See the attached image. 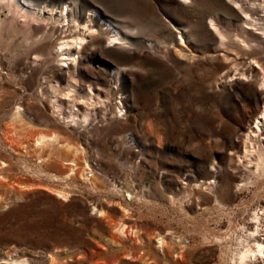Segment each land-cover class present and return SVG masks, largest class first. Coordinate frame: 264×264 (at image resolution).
<instances>
[{
    "label": "rangeland",
    "instance_id": "1",
    "mask_svg": "<svg viewBox=\"0 0 264 264\" xmlns=\"http://www.w3.org/2000/svg\"><path fill=\"white\" fill-rule=\"evenodd\" d=\"M263 28L264 0H0V264H241L264 207L238 158ZM71 82L96 105L64 99Z\"/></svg>",
    "mask_w": 264,
    "mask_h": 264
},
{
    "label": "bare ground",
    "instance_id": "2",
    "mask_svg": "<svg viewBox=\"0 0 264 264\" xmlns=\"http://www.w3.org/2000/svg\"><path fill=\"white\" fill-rule=\"evenodd\" d=\"M243 9V8H242ZM245 15H243V18H244V21L245 22H249L248 20L251 19V16L249 13L244 12ZM257 20V19H256ZM252 21V20H251ZM212 22V21H211ZM256 21H254V24H255ZM214 24V22H212ZM253 23V22H252ZM212 24V25H213ZM251 25V24H250ZM246 27L248 28L249 25L246 24ZM214 28H215V31L218 33L220 39L223 38L224 34L221 32V30L219 31L218 27H216L214 25ZM264 29V28H263ZM226 36V35H225ZM82 37L80 36H77L76 38H74L73 40H68L66 42H63V45L60 47V49H58V51H68L70 50L73 46H77V47H80L81 46V43H82ZM226 39V38H225ZM118 40V37L114 38L113 39V43L116 42ZM242 40V39H241ZM84 41V39H83ZM223 42V41H222ZM241 42V41H240ZM242 43H244L242 41ZM82 47V46H81ZM191 56V55H189ZM188 56V57H189ZM75 58V56L73 58H71V60H73ZM77 58V57H76ZM65 61V60H63ZM254 70H257L259 71L258 69H256V66L253 67ZM246 72H242L240 77L239 78H244V79H248V78H245L246 77ZM251 73V72H250ZM255 73V72H254ZM257 73V72H256ZM255 73V74H256ZM252 74V73H251ZM250 75V74H249ZM260 87H258V89L261 90V94H262V102L264 103V72L263 71H260ZM258 76V75H257ZM249 77V76H248ZM255 77V75H254ZM259 78V76H258ZM240 80V79H239ZM57 87V86H56ZM55 85H53V91L55 92L56 89L57 91L58 90V87L56 88ZM60 92V91H59ZM57 92V93H59ZM64 92H65V97L64 99H76V101L78 103H87V104H91V105H96V102H93V94H95V92H90L91 93V97H90V100L87 101L84 96L78 92V90L76 91V85L71 82L66 89H64ZM104 100V99H103ZM52 104L55 106V108L57 109V111L61 114L62 111L61 109L64 108V103L63 101H61L60 99H55ZM98 104V103H97ZM77 104H75L73 106V108L75 109H79L80 108L76 106ZM21 108L18 106L15 108V112L14 114L18 117V114H20L21 112ZM56 112V111H55ZM71 117L68 118V117ZM64 118H67L68 120V123L74 121L78 123V120L77 118H75V116H73L72 114L69 115V116H66L64 115ZM87 119V118H86ZM253 126L250 127V130L247 132V134L244 136V140L242 142V150L241 152L239 153L238 155V158L239 160H242L243 159V162L245 160V162L247 163L246 165L249 167V169L257 174V173H262L264 174V104L263 106H261V109H260V112L259 114L256 116V119H255V123L252 124ZM35 144L37 147H42L43 146L45 147V145H55V146H63V147H68L69 149H72L74 152H78V151H82L81 148L77 147V146H74L73 144L69 143V142H62L60 140V137L57 133H54V134H46V133H41L37 140L35 141ZM86 167L89 166V162L86 160ZM86 169V168H85ZM74 170V168H71V171L72 172ZM263 171V172H262ZM74 173V172H73ZM85 173V172H84ZM68 175V173H67ZM86 175L89 176V178H91L94 174L92 172V168L90 167L88 169V171L86 172ZM252 182V181H251ZM248 183V181H247ZM248 185V184H246ZM57 193H59L61 196H66L67 194V191L64 190V189H57L56 190ZM68 196V195H67ZM171 200V199H170ZM99 208V211H102V213L104 212V210H102V208H104V205L103 203L100 204L97 209ZM262 209V207H261ZM263 212L262 214L257 210V211H254V214H252V217L255 219V227L252 231L249 232L248 234V239L246 240V242L242 245V247L240 249H238V251L236 252L238 255V259H239V263L241 264H247V263H250L248 262L249 259L251 260L252 258L253 259H258L260 260V262L262 261V263H264V248H263V239L261 240V238L259 237H256L257 235H255L257 232H258V229L260 228V226H258L259 224L260 225H264V207H263ZM128 212V211H127ZM106 213V211H105ZM130 213V212H129ZM252 218V219H253ZM125 227V226H124ZM259 227V228H258ZM122 229V228H121ZM264 229V228H263ZM261 229H259L260 231ZM123 231V230H122ZM264 231V230H263ZM256 232V233H255ZM166 235H158V240H159V243L160 245H164V243L167 242V238L165 237ZM170 237V236H169ZM168 237V238H169ZM171 238H173L174 242H176L179 246L183 245V242H182V237L180 236L179 238H176L174 236H172ZM246 239V238H245ZM220 239H218V242ZM250 240H252V242H250ZM240 243V242H239ZM241 244V243H240ZM165 246V245H164ZM182 247V246H181ZM236 250V249H235ZM233 251V250H232ZM235 253L233 252L232 255H234ZM235 256V257H236ZM234 257V258H235ZM233 258V259H234ZM9 259V258H8ZM21 261L22 258L20 259ZM237 260V259H236ZM26 262V260H24ZM23 261V262H24ZM21 262V263H23ZM24 262V263H25ZM252 262V261H251ZM234 263V262H233ZM237 263V262H236ZM235 263V264H236ZM18 264V263H17Z\"/></svg>",
    "mask_w": 264,
    "mask_h": 264
}]
</instances>
